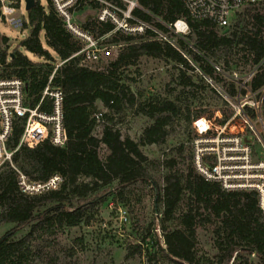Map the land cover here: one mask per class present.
I'll return each mask as SVG.
<instances>
[{"label": "trees", "instance_id": "16d2710c", "mask_svg": "<svg viewBox=\"0 0 264 264\" xmlns=\"http://www.w3.org/2000/svg\"><path fill=\"white\" fill-rule=\"evenodd\" d=\"M139 2L150 7L163 21L185 18L190 30L187 37L194 39V46L203 56L191 48L188 53L198 69L210 77L214 76V69L206 57L218 51L230 54L234 50L240 53L244 64L251 66L264 58V12L250 8L238 14L228 26L219 27L189 17L180 0ZM26 12L21 28L28 31L27 36L11 52L1 48L8 37H0V77L23 80L27 85V104L35 107L52 76L50 84L59 86L63 92L62 120L67 140L63 146L53 145L48 139L32 148L21 146L13 154L12 165L4 164L0 168V226L12 225L0 237V264H35L41 257H46L49 264H57V252L50 250L42 255L44 249L53 248L55 237L65 229L90 224L99 193L104 195L114 182V190L122 200L126 187L146 179L147 157L140 144L163 143L172 118L182 115V107L170 100L140 102L123 81L121 67L133 64L144 55L171 60L177 67L184 66L192 71L194 67L169 44L148 37L115 35L111 41L124 42V48L116 56H111L102 69L92 68L82 64L79 55L72 56L81 45L65 29L50 0L46 6L35 0L34 6ZM138 13L144 19L150 18L145 13ZM85 26L94 32L110 29V25H96L93 21ZM41 32L45 45L55 57L42 44ZM179 43L182 48L188 47L183 41ZM28 54L44 61H33ZM228 63L226 60L225 64ZM182 77L183 85H194L191 76H184V71ZM217 79L222 81L220 77ZM263 84L264 68L261 65L252 78L251 87L256 89ZM228 91L234 94L232 85ZM99 105L106 111L101 116L102 128L96 133L100 122L94 115L101 112ZM125 105H136L137 112L153 120L143 129L139 142L128 136L122 138L120 130L113 124L114 115ZM39 109L50 112L51 102L43 98ZM186 110L184 118L189 124L200 116V112L192 116L189 109ZM262 117L264 120V105ZM23 122L21 119L14 122L8 142L10 148L17 145ZM181 149L178 150L180 157ZM189 160L187 167L169 170L163 176V187L156 194L155 203H160L163 208L161 231L164 246L156 242L161 259L172 264H205L196 256V228L213 224L219 251L215 255L218 264H231L242 254L255 257L257 264H264V213L258 206L255 192L224 190L218 183L206 181L196 172L191 152ZM164 163L169 168L176 165L173 158ZM18 172L34 181H45L58 174L63 177V182L56 190L26 195L19 189ZM182 204L183 209H179ZM172 219L177 220L179 228L170 230L164 226V221ZM24 228L27 231L16 238L15 233ZM141 252V244H130L126 256ZM156 257V253L150 254L148 261L157 260Z\"/></svg>", "mask_w": 264, "mask_h": 264}, {"label": "built area", "instance_id": "2783aa9c", "mask_svg": "<svg viewBox=\"0 0 264 264\" xmlns=\"http://www.w3.org/2000/svg\"><path fill=\"white\" fill-rule=\"evenodd\" d=\"M61 17L65 29L80 43L81 63H99L111 57L125 43L113 42L112 37H148L174 47L190 61L179 41L187 43L189 26L185 18L173 22L163 21L150 7L139 0H50ZM189 17L197 21H209L219 27L228 26L235 12L260 0H180ZM22 0H0V21L21 28L25 17L20 14ZM150 18L144 19L139 13ZM81 14V19L78 15ZM110 25V29L94 32L87 22ZM158 24H161L159 26ZM71 56V57H72ZM264 62V58L262 59ZM214 73L226 77L227 89H223L212 77L197 71L223 100L227 111L217 109L211 116L200 115L191 121L192 165L206 181L218 183L224 190L253 191L258 206L264 213V84L252 89L253 70L243 76L226 73L224 68L210 62ZM88 66V65H87ZM91 67V66H90ZM51 77L35 107L27 104V85L17 77H0V168L12 165L15 151L21 146L34 147L48 139L53 145L63 146L67 140L62 120L63 92L50 84ZM234 88V94L228 91ZM43 98L51 102L50 112L39 109ZM101 122L102 112L95 113ZM23 120L22 133L14 148L8 146L14 122ZM63 177L54 174L45 181H34L18 172L17 183L26 195L43 194L56 190ZM1 212V208H0Z\"/></svg>", "mask_w": 264, "mask_h": 264}, {"label": "rangeland", "instance_id": "374dc122", "mask_svg": "<svg viewBox=\"0 0 264 264\" xmlns=\"http://www.w3.org/2000/svg\"><path fill=\"white\" fill-rule=\"evenodd\" d=\"M46 6L47 0H39ZM255 9L264 12V0L258 1L251 6H245L234 13L231 22L238 14H243L247 9ZM20 14L26 17L24 0L20 6ZM81 19V14L78 15ZM264 32V29H263ZM28 31L22 28H15L0 21V37L7 36V42L1 44L2 49L11 52L19 41L27 36ZM40 40L46 50L55 57L44 41L43 32L40 33ZM124 43V42H122ZM188 47H183V52L190 60V65L194 71L178 66L174 61L140 56L133 64L121 67L123 81L129 86L130 91L140 102L150 99L170 100L182 107V115L173 117L171 125L167 127L168 135L160 144H140V149L147 157L145 168L147 178L130 184L123 190V198L117 195L114 182L109 190L103 195L99 193L97 205L93 208V218L91 223L80 224L77 227L65 229L58 234L53 243V248H45L42 255L50 250L58 254L57 264H172L161 259V255L156 247V242L163 244L161 231V219L163 218V208L160 203H155L156 194L163 187V176L169 170L185 168L189 164V154L191 152V123L185 120L184 115L189 109L193 116L195 112L200 115L211 116L217 109L227 111L223 100L217 95L215 90L208 84L197 71V64L193 62L192 55L188 53V48L193 52L203 56L194 46V39L187 37ZM125 46V45H124ZM115 50L112 57L116 56L123 48ZM192 53V52H191ZM33 61H44L43 58L28 54ZM110 58V57H109ZM108 58V59H109ZM210 62L224 68L226 73H236L243 76L254 68L258 71L259 66L264 68L263 60L259 64L251 66L244 64L240 53L234 50L230 54L225 51H218L213 56L206 57ZM108 59H103L99 63H86L92 68L102 69ZM228 60V65L225 61ZM58 61V60H57ZM84 64V63H83ZM211 64V63H210ZM184 76H191L194 85H183L181 82V72ZM213 79L223 88L227 89L228 79L221 78L214 73ZM98 110L105 112L106 109L99 105ZM152 119L136 111L133 107L125 105L122 111L114 115L113 124L121 132L122 138L128 136L139 142L143 129L152 123ZM102 122L96 128L99 133ZM179 147L182 149V157L179 155ZM102 153L104 151L102 150ZM173 158L176 165L169 168L165 165L166 159ZM183 159V162L180 160ZM102 187L100 191L102 192ZM183 209V204L179 207ZM178 211L176 212V215ZM166 228L173 230L179 228L176 219L163 222ZM12 227L11 224L0 226V237ZM213 224L200 225L196 228V256L201 258L205 264H218L215 255L219 254L212 229ZM27 228L15 233V237L22 236ZM141 244L142 252L134 253L130 257L126 256L127 246ZM156 253L157 260L148 261V255ZM247 259V261L245 260ZM35 264H49L46 257L38 258ZM231 264H257V259L253 256L242 254L235 257Z\"/></svg>", "mask_w": 264, "mask_h": 264}, {"label": "water", "instance_id": "95a60500", "mask_svg": "<svg viewBox=\"0 0 264 264\" xmlns=\"http://www.w3.org/2000/svg\"><path fill=\"white\" fill-rule=\"evenodd\" d=\"M25 10L28 11L35 4V0H24Z\"/></svg>", "mask_w": 264, "mask_h": 264}]
</instances>
